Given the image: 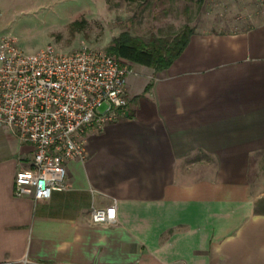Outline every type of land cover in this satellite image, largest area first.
I'll use <instances>...</instances> for the list:
<instances>
[{"label": "crops", "instance_id": "0c3cea01", "mask_svg": "<svg viewBox=\"0 0 264 264\" xmlns=\"http://www.w3.org/2000/svg\"><path fill=\"white\" fill-rule=\"evenodd\" d=\"M123 64L127 115L85 130L47 200L14 194L35 148L0 125V264H264V17L195 32L166 69Z\"/></svg>", "mask_w": 264, "mask_h": 264}, {"label": "built area", "instance_id": "2783aa9c", "mask_svg": "<svg viewBox=\"0 0 264 264\" xmlns=\"http://www.w3.org/2000/svg\"><path fill=\"white\" fill-rule=\"evenodd\" d=\"M128 73L123 59L105 49L47 47L27 54L12 38L0 37V125L35 148L31 165L16 174V196L47 200L67 188V162L87 155L85 130L127 115ZM115 220L114 205L91 211L95 225Z\"/></svg>", "mask_w": 264, "mask_h": 264}, {"label": "rangeland", "instance_id": "374dc122", "mask_svg": "<svg viewBox=\"0 0 264 264\" xmlns=\"http://www.w3.org/2000/svg\"><path fill=\"white\" fill-rule=\"evenodd\" d=\"M258 16L264 17L260 0H0V37L27 54L47 47L107 50L125 32L145 42L172 41L187 29L244 30Z\"/></svg>", "mask_w": 264, "mask_h": 264}, {"label": "trees", "instance_id": "16d2710c", "mask_svg": "<svg viewBox=\"0 0 264 264\" xmlns=\"http://www.w3.org/2000/svg\"><path fill=\"white\" fill-rule=\"evenodd\" d=\"M193 34L191 29H187L172 41L159 38L145 42L140 37H133L125 32L115 38L107 50L130 63L163 70L179 57Z\"/></svg>", "mask_w": 264, "mask_h": 264}]
</instances>
